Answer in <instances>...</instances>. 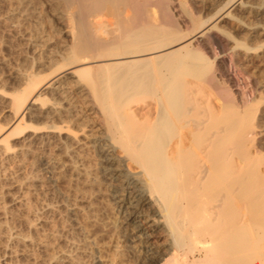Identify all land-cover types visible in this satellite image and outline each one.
Returning <instances> with one entry per match:
<instances>
[{"label": "bare ground", "instance_id": "bare-ground-1", "mask_svg": "<svg viewBox=\"0 0 264 264\" xmlns=\"http://www.w3.org/2000/svg\"><path fill=\"white\" fill-rule=\"evenodd\" d=\"M8 40L22 84L0 95V153L14 152L31 106L60 113L41 105L43 88L77 96L99 121L90 146L123 226L137 247L166 235L142 264L172 248L196 249L199 264H264V0H0V54ZM41 67L49 71L39 76ZM249 68L251 91L240 85ZM43 127L33 138L48 135Z\"/></svg>", "mask_w": 264, "mask_h": 264}, {"label": "rangeland", "instance_id": "rangeland-1", "mask_svg": "<svg viewBox=\"0 0 264 264\" xmlns=\"http://www.w3.org/2000/svg\"><path fill=\"white\" fill-rule=\"evenodd\" d=\"M6 42L4 53L0 54L2 58H4L3 54L6 56L8 54L5 59L15 56L14 51L8 47L11 42L9 40ZM12 58L0 64V95L1 92H4L2 93L4 95L8 92L13 93L12 91L15 89L13 86L21 88L20 84L22 83L19 81V84L14 76L21 64L14 62ZM14 65L17 67L15 68ZM19 69L25 71L22 66ZM37 70L38 68L34 71ZM47 71L49 70L39 68V73L46 74ZM41 73L39 76L42 75ZM257 75L258 73L252 68H249L247 73L240 74L244 82L243 85L240 80L242 89L251 91L254 78ZM17 82L19 87L16 85ZM42 92L44 93L42 98L44 97L43 100L46 101L41 105L47 106L49 103L52 105L54 102L53 106L61 105L60 113H51L46 117L38 116L37 105L41 102L31 106L26 112L24 111L23 122L25 123L22 125L23 127L27 126L28 130L24 129V132L16 134V137L13 135L14 138L10 139L12 140L10 141L11 146L16 145V147L13 146L14 152L7 155L0 153V155L2 154L0 156V264L144 263L143 259L150 256L149 251L152 253L154 245L161 246L166 242V235L163 231L156 230L148 241L140 244L137 240V247L136 239L129 234V227L123 226L125 223L122 212L115 205L112 186L107 184L110 179L104 173L102 156L90 146L92 139L99 137L102 132L98 119L94 113L87 110V105L77 96H73L74 100L70 101V97L54 94L47 87L43 88ZM58 96L59 98H57ZM0 100V123H2L7 120L8 102L6 99L1 98ZM69 105L72 110L67 114L62 106ZM59 126L62 127V134H58ZM33 127L51 128L48 129V135L42 137V140L33 138L31 134L34 130ZM66 127L69 132L84 131L77 133L78 140L71 143L66 138L69 133ZM27 135L31 136V140ZM21 140L23 143L20 142ZM105 175L106 177H104ZM95 177L96 181H94ZM52 208L53 210L50 211ZM7 232L8 237H6ZM12 232L17 235L21 234L20 237L24 235V241L18 243L13 238L10 239L9 235H14ZM133 242H136V246ZM52 254L55 256L53 261H50ZM68 254L70 257L67 256ZM172 254H176L180 258L178 264H199L193 261L200 256L196 249L190 251L186 256L180 249L172 248L162 255L159 262L175 264L170 260ZM71 257L72 260L74 259L73 263ZM97 259L98 261H96ZM159 262L156 264H160ZM254 263L257 262L254 261Z\"/></svg>", "mask_w": 264, "mask_h": 264}]
</instances>
